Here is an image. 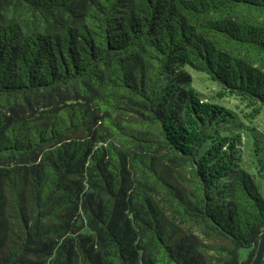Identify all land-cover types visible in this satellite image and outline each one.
I'll list each match as a JSON object with an SVG mask.
<instances>
[{
	"label": "trees",
	"instance_id": "16d2710c",
	"mask_svg": "<svg viewBox=\"0 0 264 264\" xmlns=\"http://www.w3.org/2000/svg\"><path fill=\"white\" fill-rule=\"evenodd\" d=\"M190 71L264 108V0H0V264L252 263L264 137Z\"/></svg>",
	"mask_w": 264,
	"mask_h": 264
},
{
	"label": "rangeland",
	"instance_id": "374dc122",
	"mask_svg": "<svg viewBox=\"0 0 264 264\" xmlns=\"http://www.w3.org/2000/svg\"><path fill=\"white\" fill-rule=\"evenodd\" d=\"M190 73L192 78L190 85L199 93L202 101L223 107V110L229 111L234 117L228 124L230 128H223L219 136L214 137L225 138L224 146L227 147L231 146L233 138L238 135L236 149L232 150L236 158L234 162L260 179L259 163L254 157L252 149L253 142H255L253 135L264 137V108L258 109L238 96L221 91L217 83L210 80L204 73L197 71H190ZM246 255L247 250H242V259H245ZM262 264H264V259Z\"/></svg>",
	"mask_w": 264,
	"mask_h": 264
},
{
	"label": "water",
	"instance_id": "95a60500",
	"mask_svg": "<svg viewBox=\"0 0 264 264\" xmlns=\"http://www.w3.org/2000/svg\"><path fill=\"white\" fill-rule=\"evenodd\" d=\"M263 259H264V231H263V234L261 236L255 257L252 260L251 264H262Z\"/></svg>",
	"mask_w": 264,
	"mask_h": 264
}]
</instances>
